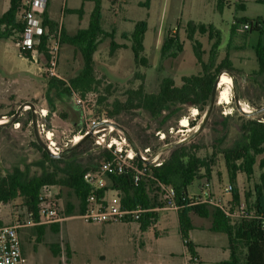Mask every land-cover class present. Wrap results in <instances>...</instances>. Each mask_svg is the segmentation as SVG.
Instances as JSON below:
<instances>
[{"label":"rangeland","instance_id":"obj_1","mask_svg":"<svg viewBox=\"0 0 264 264\" xmlns=\"http://www.w3.org/2000/svg\"><path fill=\"white\" fill-rule=\"evenodd\" d=\"M9 2L0 0V15L8 10ZM49 2L51 16L59 23L65 22L70 28L68 32L74 34L76 28L73 25L77 23V16H64V10L66 7L80 8L83 0ZM146 2L103 1L102 27L107 33L114 32L113 41L120 47L111 53L112 39H102L94 54L95 85L85 97L76 91L71 96L59 95L49 85L52 78L69 84L70 80L81 74L84 61L78 49L68 44L60 45L58 77H51L47 74L45 59L33 62L19 54L15 44L16 35L0 39V119L8 122L9 115L22 104H33L39 134L48 146L55 144L52 149L58 154L73 146L76 136L82 138L84 133L95 128L88 143L76 155L77 160L86 167L93 164L99 151L109 143H113V150L122 147L124 153L138 150L143 154L149 148L150 154L145 156L150 161L157 157V162H161L173 145L186 140L184 142L187 144L198 146V155L213 165L211 181L204 179L195 182L189 187L190 193L200 195L202 187H206L211 202L229 211L232 190L237 188L242 198L241 206L232 215L233 221L237 222L247 210L245 195L253 192L264 173L260 167V163L264 162L262 154L257 157L251 178L245 173H238L236 182L231 183L223 155L224 150L235 147L240 141V127L244 120L264 122V112L249 114L264 108V75H258L259 66L254 50L259 41L264 42V32L248 31L237 20L244 17L264 19V5L255 0H226V7L220 12L217 0H150L149 6L145 7ZM92 9V2L85 3V18L81 28L87 27ZM123 18L126 20L121 23L120 19ZM142 20L148 22V30L144 51L136 60L131 49L132 41L123 38L122 34L132 32L134 24ZM189 22L213 25L220 32L221 45L213 56L217 64L226 57L230 59L233 73H223L233 80L229 85L230 96L226 89L219 92L216 105L200 131L199 126L206 111L201 112L195 107L183 109L165 124H161V119L151 118L142 109L126 110L111 117L110 113L116 110V102L125 104L133 97L132 91L143 88L148 94H156L165 78H171L177 86H181L183 77L201 73L202 68L194 52L195 42L201 43L203 60L208 62L217 38L210 39L208 34L202 35L196 31L189 39ZM175 35L179 38L181 50L178 51L172 45L164 51L166 39ZM234 90L240 107H246L250 112L238 109ZM30 111V106H26L17 119L27 122L26 126L21 123L0 125L2 176L15 172L22 177H32L40 175L49 167L44 164L42 152L35 146L37 140L28 113ZM42 111L46 114L43 115ZM168 114L169 111H166L163 116ZM104 121L118 124L124 131L102 123ZM47 132L52 134H49L51 139L48 137L51 142L46 137ZM115 141L117 143L114 144ZM109 185L106 179L104 186ZM228 186L233 188L230 192L226 191ZM58 194L60 216L63 219L58 223L59 231L53 230L54 224H46L41 237L32 226L21 232L26 264H218L229 259L227 236L211 232L207 219L193 216L195 228L189 234V238L198 245L200 263L199 258L191 261L183 245L174 209L161 211L157 222L146 230L141 229L138 221L90 224L80 219V215H66L67 203L76 208L78 206V200L68 189L60 191L51 187L45 191L48 197ZM105 201L107 205L117 204V193L108 190ZM21 204L22 200L17 199L8 207L0 209L5 223L12 222L13 214Z\"/></svg>","mask_w":264,"mask_h":264},{"label":"trees","instance_id":"obj_2","mask_svg":"<svg viewBox=\"0 0 264 264\" xmlns=\"http://www.w3.org/2000/svg\"><path fill=\"white\" fill-rule=\"evenodd\" d=\"M85 2H92L93 4L89 25L86 29H80L73 35L67 34L62 27L51 20L47 11L43 14L42 45L38 48L40 55L48 60L47 46L50 43V36L60 30V45L68 44L78 49L84 61L81 74L70 80L69 84L56 78L49 81L50 88L56 89L59 95L67 94L71 96L76 91L80 92L82 97H85L87 93L93 90L95 85L94 54L102 39L105 37L112 39L111 53H114L120 47L113 41L114 32L107 33L102 28L103 0H83L82 6L71 12L77 13L81 18ZM149 2L150 0H147L144 6L148 7ZM255 2L264 5V0H255ZM217 7L220 12H223L226 7V0H217ZM23 10V0H10L8 10L0 15V28L3 29L0 31V39H9L16 35L15 44L19 54L30 58L32 50L24 48L22 44V34L26 26ZM237 23L242 26L248 23L250 25L248 31L260 34L264 32V19L261 17H244L238 19ZM187 27L189 28V39H192L196 31L202 35L208 34L210 39L217 38L212 46V57L209 58L208 62L203 60L201 43L195 42L194 52L202 68L201 73L183 77L181 86H177L173 79L165 78L162 80L160 89L156 94H148L143 88L132 91L133 97L125 104L116 102V110L110 113L111 117L126 110L142 109L151 118L161 119V124H165L173 115L183 109L189 110L191 107H195L201 112L207 111L206 108L209 106L217 77L223 72L233 73L232 64L228 57L219 64L215 62L213 53L221 45V36L213 25H195L193 22H189ZM147 30L148 22L142 20L135 24L133 32L122 34L123 38L132 41L131 49L136 60L144 51ZM172 45H175L178 51L181 50L177 35L166 39L163 50H167ZM254 50L259 66L258 75L262 76L264 75V42L259 41ZM219 89L218 95L222 89H226L228 96H230L229 86L224 85ZM166 111H169V114L163 116ZM28 113L32 121V112ZM14 114L15 112L11 113L9 118ZM42 114L45 115L43 111ZM17 123H21L23 126L27 125V122L24 123L20 120H17L15 124ZM240 131L241 139L238 144L223 151L231 183L236 182L238 173H245L248 178H251L254 175L257 157L264 154V122L254 119L244 120ZM88 141V139L83 141L69 154L62 157L48 155L38 143H35L37 149L42 152L44 164L49 165L43 173L32 177H22L15 172L5 176L0 174V209L8 207L10 203L17 199L22 200L21 206L13 214L11 223L28 224L38 222L40 218V196L46 189L51 187L58 188L60 191L68 189L78 200L77 208L75 205L67 203V216L81 215L93 203L107 206L106 193L108 190H113L117 193L118 203L123 209L143 210L140 219H128L123 222L138 221L141 223V229L146 230L157 222L159 213L169 207L167 190L172 189L174 191L173 201L177 207L179 231L191 261L198 258L196 245L189 238L190 232L195 228L193 216H198L210 221L209 230L211 232L224 234L228 238L230 256L228 260L222 261L220 264H264V173L261 174V181L255 185L253 192L245 195L246 212L237 222H234L232 215L242 204V198L237 188H232L229 211L209 202H203L202 196H192L188 192V188L195 181L205 179L210 182L213 175V165L211 166L207 159L198 155L200 149L198 146L186 142L173 145L169 149L167 157L161 161L159 166L152 163L148 164L135 154L132 161L133 168L144 172L136 181V170L124 168L120 171L119 167L113 162V151L107 147L99 151L98 158H95L91 166L86 167L81 164L76 155ZM115 143L117 142L115 141ZM104 163L111 164L105 176L110 185L96 188L90 185L84 179V176L87 173L98 171ZM260 167L264 169V162L260 163ZM59 197V194L56 195L60 207ZM2 224L7 223L4 222V217L0 214V225ZM32 227L37 229L39 237L43 235L46 228L45 225ZM53 230L55 232L59 231L58 223L54 224Z\"/></svg>","mask_w":264,"mask_h":264},{"label":"built area","instance_id":"obj_3","mask_svg":"<svg viewBox=\"0 0 264 264\" xmlns=\"http://www.w3.org/2000/svg\"><path fill=\"white\" fill-rule=\"evenodd\" d=\"M49 5V0H23V14L25 21V29L22 34V44L23 47L29 50H32V55L30 58H25L33 62H38L39 60L45 59L44 56H41L38 52V48L42 45V19L43 14L47 11ZM245 29H250V25L247 23L243 25ZM49 58L47 62V74L51 77H58L57 65L59 62L60 54V31L56 34L50 36V43L47 46ZM42 130H44V126ZM52 135L50 132H47V139L51 142ZM50 139H49V138ZM100 144V142H98ZM108 149L113 151L114 159L113 162L119 167V170L122 171L124 168H133L132 161L134 159L135 153L133 150L124 153L123 148H117L113 150V143L106 145ZM52 150V146H48ZM54 155L58 152H52ZM150 154V149L147 148L144 150V153H141V159L148 163L150 160L147 156ZM151 163L155 166L161 165V162H157V157L152 158ZM110 163H104L98 171L87 173L84 176V179L92 186L96 188H102L104 186V181L106 180V172L110 169ZM135 169V168H133ZM136 181L139 180V176L144 172L142 170H137ZM50 189V188H48ZM46 189V190H48ZM45 190V191H46ZM232 186H228L226 191L230 192ZM45 191L40 196V211H39V221L31 222L28 224H23L20 222L7 223L0 225V264H26V259L22 247L21 240V231L29 226H41L46 224H55L60 223L63 219L60 216V207L58 205V200L56 195L53 197H48L45 195ZM174 191L172 189L167 190V198L169 200V207L166 209L177 210L176 205L173 201ZM203 202H209L213 204L209 195H206V198L202 197ZM221 207V206H220ZM223 208V207H222ZM143 210H128L123 209L119 203L115 205H101L93 203L83 214L79 216L80 219L84 220L86 223H103V222H123L128 219L138 220L141 217ZM228 214V213H227Z\"/></svg>","mask_w":264,"mask_h":264},{"label":"water","instance_id":"obj_4","mask_svg":"<svg viewBox=\"0 0 264 264\" xmlns=\"http://www.w3.org/2000/svg\"><path fill=\"white\" fill-rule=\"evenodd\" d=\"M224 73V72H223ZM221 73L216 81H215V84H214V88H213V91H212V95H211V99H210V103H209V106H208V109L205 113V116H204V119H203V122L202 124L199 126V130L200 131L202 128H203V125L206 123V121L208 120L210 114L212 113L213 111V108L214 106L216 105V102H217V98H218V85H219V82H220V78L222 76ZM234 97H235V101H236V104L238 106V109L241 111V112H245L243 110V108L240 107V104H239V99H238V96L234 90ZM26 106H30V109L32 110V123H33V128H34V134H35V137H36V140H37V143L39 144V146H41L43 148V150L50 156H57V157H62V156H65L66 154L70 153L72 150H74L80 143H82L83 141L87 140L89 137H91V135L93 134L95 128H92V130L88 133H86L82 139L78 142V143H75L73 146H71L70 148L66 149L62 154H56L54 155L50 148L48 147V145L42 140L40 134H39V130H38V125H37V117H36V112L34 111L35 109V106L33 104H30V103H24L22 104L18 110L15 112V114L9 118V121L6 122V123H3V124H15L17 122V119L18 117L20 116L21 112L25 109ZM264 112V108H261L255 112H250L249 114H252V115H258L260 113ZM102 123H105V124H108L110 126H114L115 128H118V129H121L123 130V128L121 126H119L118 124H115L113 122H107V121H104ZM3 124H0V125H3ZM124 131V130H123ZM186 141V140H184ZM183 141V142H184ZM183 142H180V143H177V144H181ZM135 154L141 158V154L139 153L138 150H135L134 151ZM151 161L148 162V164H150Z\"/></svg>","mask_w":264,"mask_h":264},{"label":"crops","instance_id":"obj_5","mask_svg":"<svg viewBox=\"0 0 264 264\" xmlns=\"http://www.w3.org/2000/svg\"><path fill=\"white\" fill-rule=\"evenodd\" d=\"M104 1V0H103ZM85 3H87V2H85ZM85 3H84V5H85ZM103 3V2H102ZM82 4H83V2H82ZM82 4H81V6H82ZM125 4V3H124ZM49 5H50V2H49ZM49 5H48V9H47V13H48V16H49V18L51 19V20H53L54 22H56L58 25H59V27H62L66 32H67V34H69V35H73V34H70L68 31H69V27L68 26H66L65 25V22H62V23H59L58 21H56V19H54L52 16H51V14H50V11H49ZM77 9H79V8H69V9H67V7H66V9L64 10V16L65 15H67V14H73V15H76L77 16V23H75L74 25H73V28H76V31H75V33L78 31V30H80V29H86L87 27H88V25H89V20H88V25H87V27H85V28H81V25H82V22L84 21V18H85V11L83 12V15H82V17L80 18V16L77 14V13H74V12H71V11H73V10H77ZM102 10H103V5H102ZM92 12V11H91ZM91 14V13H90ZM90 14H89V18H90ZM116 18H118V17H116ZM124 19L126 20V18H123V19H120V22L122 23V21H124ZM137 23V22H136ZM135 23V24H136ZM135 24H134V27H135ZM103 28V27H102ZM73 30H75V29H73ZM133 32V31H132ZM74 33V34H75ZM128 33H131V32H128ZM202 180H204V179H202ZM202 180H197V181H195V182H202ZM194 182V183H195ZM193 183V184H194ZM192 184V185H193ZM191 185V186H192ZM204 189H206V192L204 193L203 192V190ZM188 192H189V194L190 195H192L191 193H190V191H189V188H188ZM206 195H209L210 196V193H208V190H207V188L206 187H202V190H201V194H200V196H202V197H204V198H206ZM192 196H195V195H192ZM210 198V197H209ZM211 199V198H210ZM165 210V209H164ZM163 211V210H162ZM176 212V211H175ZM177 214V213H176ZM210 227V226H209ZM193 241V240H192ZM194 242V241H193ZM195 243V242H194ZM195 245H196V252H197V255H198V258H199V260H200V263H201V257H200V254H199V252H198V245L195 243ZM225 261V260H224ZM220 262H222V261H219L218 262V264H220Z\"/></svg>","mask_w":264,"mask_h":264},{"label":"bare ground","instance_id":"obj_6","mask_svg":"<svg viewBox=\"0 0 264 264\" xmlns=\"http://www.w3.org/2000/svg\"><path fill=\"white\" fill-rule=\"evenodd\" d=\"M227 75V74H226ZM233 82L232 78L230 76H225L224 74H222L221 78H220V82H219V85H218V88L221 87V86H224V85H231ZM243 110L245 112H250L248 108L244 107ZM46 112V111H45ZM46 114V113H45ZM7 121L5 120H0V124H3V123H6ZM113 129V128H111ZM185 131V130H184ZM188 132V131H187ZM82 138L80 136H76L75 138V143H78ZM55 145V144H54ZM53 145V146H54ZM52 146V147H53ZM53 151L52 152H56L54 149H52Z\"/></svg>","mask_w":264,"mask_h":264}]
</instances>
